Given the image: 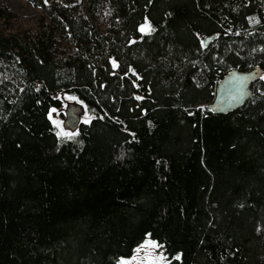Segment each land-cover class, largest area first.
I'll use <instances>...</instances> for the list:
<instances>
[{
    "label": "trees",
    "instance_id": "1",
    "mask_svg": "<svg viewBox=\"0 0 264 264\" xmlns=\"http://www.w3.org/2000/svg\"><path fill=\"white\" fill-rule=\"evenodd\" d=\"M29 1L22 27L0 0V264H117L147 236L167 264H264V79L209 107L264 72V0ZM60 92L92 115L73 135Z\"/></svg>",
    "mask_w": 264,
    "mask_h": 264
},
{
    "label": "rangeland",
    "instance_id": "2",
    "mask_svg": "<svg viewBox=\"0 0 264 264\" xmlns=\"http://www.w3.org/2000/svg\"><path fill=\"white\" fill-rule=\"evenodd\" d=\"M6 3L13 11L20 14L21 17L17 20L16 25H20L22 27L35 22L38 15L41 13V8L38 5H35L29 0H2ZM87 16L96 24L102 25L105 21L104 14H90L87 13ZM149 23V20L146 18L140 25H145ZM151 26V24H150ZM140 31V30H139ZM141 32V31H140ZM144 33V32H141ZM261 77H264V72H262ZM59 97L61 98V106L60 107H51L49 109V118L53 122V124L57 127V133L62 135H73L78 130V123L81 121H89L92 115L87 110L86 105L80 99L66 93L60 92ZM70 116L76 115L75 119L77 120V125L75 127H71L67 124L68 115ZM151 242H155V244L159 245V247L150 246ZM139 249V251H137ZM149 255L150 258H154L156 264H167L168 258L164 252V248L162 244L156 242L150 237H146L139 245H137L131 256L128 257H120L117 264H121L124 262H131V264H148V259L145 257ZM135 257V259H133ZM144 258V259H142ZM142 259V261H141Z\"/></svg>",
    "mask_w": 264,
    "mask_h": 264
},
{
    "label": "water",
    "instance_id": "3",
    "mask_svg": "<svg viewBox=\"0 0 264 264\" xmlns=\"http://www.w3.org/2000/svg\"><path fill=\"white\" fill-rule=\"evenodd\" d=\"M213 35L203 38V44H208ZM262 74L259 66L248 70L239 68L229 69L218 81L213 100L209 107L216 113H227L241 105L247 100L251 93V83L257 80ZM76 115H68L67 124L71 127L77 125ZM79 124V123H78Z\"/></svg>",
    "mask_w": 264,
    "mask_h": 264
},
{
    "label": "snow or ice",
    "instance_id": "4",
    "mask_svg": "<svg viewBox=\"0 0 264 264\" xmlns=\"http://www.w3.org/2000/svg\"><path fill=\"white\" fill-rule=\"evenodd\" d=\"M139 30L141 32L147 33V32H149V31H151L153 29H151V26H150L149 23H146L145 25H141ZM113 66L114 67L116 66L115 65V62H114V65ZM261 78L264 79V77H261ZM150 246H152V247H159V245L155 244V242H151ZM137 251H139V249ZM146 258L148 259V264H156V261H155L154 258H150V257H146ZM176 258L179 259V257H176ZM133 259H135V257ZM121 264H131V262H124V261H122Z\"/></svg>",
    "mask_w": 264,
    "mask_h": 264
}]
</instances>
